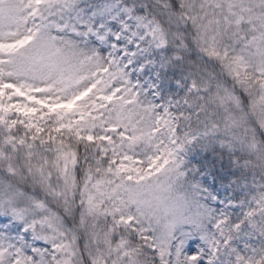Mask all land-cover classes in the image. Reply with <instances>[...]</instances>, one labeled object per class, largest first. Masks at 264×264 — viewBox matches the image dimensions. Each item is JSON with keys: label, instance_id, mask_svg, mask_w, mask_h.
I'll return each instance as SVG.
<instances>
[{"label": "snow or ice", "instance_id": "snow-or-ice-1", "mask_svg": "<svg viewBox=\"0 0 264 264\" xmlns=\"http://www.w3.org/2000/svg\"><path fill=\"white\" fill-rule=\"evenodd\" d=\"M0 264H264V0H0Z\"/></svg>", "mask_w": 264, "mask_h": 264}]
</instances>
